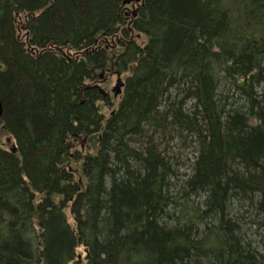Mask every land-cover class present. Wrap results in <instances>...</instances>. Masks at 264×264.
Wrapping results in <instances>:
<instances>
[{"label": "trees", "instance_id": "16d2710c", "mask_svg": "<svg viewBox=\"0 0 264 264\" xmlns=\"http://www.w3.org/2000/svg\"><path fill=\"white\" fill-rule=\"evenodd\" d=\"M124 1L0 0V264H264V0Z\"/></svg>", "mask_w": 264, "mask_h": 264}, {"label": "rangeland", "instance_id": "374dc122", "mask_svg": "<svg viewBox=\"0 0 264 264\" xmlns=\"http://www.w3.org/2000/svg\"><path fill=\"white\" fill-rule=\"evenodd\" d=\"M140 5V1L134 3V2H131L129 4H127V8L128 10L132 11L134 10L135 8H137V6ZM141 39H139V36L137 37V43L141 42L140 41ZM122 77V76H121ZM123 78V77H122ZM99 81L101 82H98L97 85L99 86V88L105 93L107 92L109 94V98L108 99V103H109V109L110 110H114L116 108V105L118 104L119 102V99L120 97L119 96H116L114 97L111 90L112 88L115 86V83H116V75H112V76H108L106 77V79L104 78L103 79V74H100V78H99ZM109 109H105L106 111H109ZM183 143H185V146H187V143L190 141L189 140H183L182 141ZM15 145H14V142L12 140V138L10 136H8L7 134H5L2 129L0 128V148L2 149H11L13 148ZM183 146V145H182ZM179 147V146H178ZM180 148L181 145H180ZM179 149V148H178ZM177 148H173L172 150L177 154H181L183 157L184 156H187V158L191 159L192 156L190 154L191 152V149L188 147V149H183L185 152L184 154L181 153V151H179ZM77 254H80V258H84V253L82 251L81 248H78L77 249ZM71 264H75V263H71Z\"/></svg>", "mask_w": 264, "mask_h": 264}, {"label": "water", "instance_id": "95a60500", "mask_svg": "<svg viewBox=\"0 0 264 264\" xmlns=\"http://www.w3.org/2000/svg\"><path fill=\"white\" fill-rule=\"evenodd\" d=\"M139 0H125L123 2V4H128L130 2H138ZM116 83H115V86L112 88L111 92L113 93V95L116 97L120 92H121V88L123 86V82L121 81L120 79V74L119 73H116ZM96 88L99 90L100 94L102 96H105L106 94L98 87L96 86ZM2 113H3V107H2V104H1V101H0V117L2 116ZM16 150L15 149H12V152L14 153Z\"/></svg>", "mask_w": 264, "mask_h": 264}]
</instances>
